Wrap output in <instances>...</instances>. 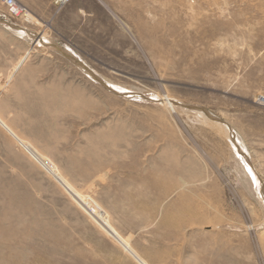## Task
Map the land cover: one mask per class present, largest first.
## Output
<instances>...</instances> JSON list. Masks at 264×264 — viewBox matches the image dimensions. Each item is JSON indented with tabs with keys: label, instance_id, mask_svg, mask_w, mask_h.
Here are the masks:
<instances>
[{
	"label": "rangeland",
	"instance_id": "1",
	"mask_svg": "<svg viewBox=\"0 0 264 264\" xmlns=\"http://www.w3.org/2000/svg\"><path fill=\"white\" fill-rule=\"evenodd\" d=\"M15 2L0 264H264V0Z\"/></svg>",
	"mask_w": 264,
	"mask_h": 264
},
{
	"label": "bare ground",
	"instance_id": "2",
	"mask_svg": "<svg viewBox=\"0 0 264 264\" xmlns=\"http://www.w3.org/2000/svg\"><path fill=\"white\" fill-rule=\"evenodd\" d=\"M4 22V21H3ZM5 23V25L7 26V28L11 31V32H13L14 34H18L19 36H21V37H26V38H28L29 39V36L22 30V29H19L17 26H15V25H13V24H9L8 22L6 23V22H4ZM31 39V38H30ZM29 39V40H30ZM111 86V85H110ZM119 88V87H118ZM120 90V89H119ZM116 91V90H115ZM126 91V90H125ZM166 101H167V103H169L170 105H172V101H171V99L169 98V97H167L166 98ZM173 106V105H172ZM205 114V113H204ZM207 114H205V116H206ZM209 117V116H208ZM220 124V123H219ZM252 174H253V177H254V179H255V181L257 182V183H260V181H259V178L256 176V174L255 173H253L252 172ZM74 196H75V198H78L79 199V197L80 196H78L77 194H74ZM86 202V201H85ZM82 205V204H81ZM87 209V208H86Z\"/></svg>",
	"mask_w": 264,
	"mask_h": 264
},
{
	"label": "built area",
	"instance_id": "3",
	"mask_svg": "<svg viewBox=\"0 0 264 264\" xmlns=\"http://www.w3.org/2000/svg\"><path fill=\"white\" fill-rule=\"evenodd\" d=\"M6 5L9 8V12L12 14H18L20 12L15 0H4ZM60 2H62V4H65L67 2H69L70 0H59Z\"/></svg>",
	"mask_w": 264,
	"mask_h": 264
},
{
	"label": "crops",
	"instance_id": "4",
	"mask_svg": "<svg viewBox=\"0 0 264 264\" xmlns=\"http://www.w3.org/2000/svg\"><path fill=\"white\" fill-rule=\"evenodd\" d=\"M3 24H4V22H2ZM19 28V27H18ZM19 29H21V28H19ZM25 31V30H24ZM26 32V31H25ZM3 33H4V30H3V27L0 25V43H1V41L3 40ZM13 33V32H12ZM27 33V32H26ZM14 34V33H13ZM28 34V33H27ZM15 35V34H14ZM29 35V34H28ZM17 36V35H16ZM18 37H20V36H18ZM21 38V37H20ZM31 37H29V39H30ZM22 39H25V37H23ZM28 39V38H27ZM26 40V39H25ZM40 41V40H39ZM27 54V52L24 54V55H26ZM23 55V56H24ZM20 62V61H19ZM19 64V63H18Z\"/></svg>",
	"mask_w": 264,
	"mask_h": 264
}]
</instances>
